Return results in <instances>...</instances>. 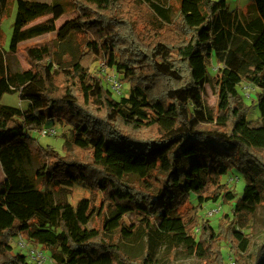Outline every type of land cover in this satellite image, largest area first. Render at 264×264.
Segmentation results:
<instances>
[{"label":"trees","instance_id":"1","mask_svg":"<svg viewBox=\"0 0 264 264\" xmlns=\"http://www.w3.org/2000/svg\"><path fill=\"white\" fill-rule=\"evenodd\" d=\"M8 3L0 0V27ZM72 5L80 17L71 34L81 32L82 42L58 60L56 21L64 4L17 0L9 51L27 45L31 67L13 72L0 62V264H32L11 245L18 235L50 250L56 264H154L157 236L172 244L173 235L194 230L198 237L186 249L199 264H225L224 244L246 255L247 263L236 264H263L264 241L252 252L253 238L236 228L235 215H252L264 204V0H252L246 10H230L227 0ZM213 57L220 64L214 77ZM104 59L113 60L134 98H115L91 71ZM240 80L261 88L253 100L260 126L248 118ZM207 83L218 94L213 113L204 103ZM10 93L28 107L4 104ZM55 120L71 130L62 150L29 133ZM234 170L246 180L240 196L223 180ZM75 181L100 192L114 212L137 218L143 254L123 250L104 225L83 222L66 197L56 199L47 188ZM211 201L233 206L217 226L200 215ZM159 218L180 225L161 231Z\"/></svg>","mask_w":264,"mask_h":264},{"label":"rangeland","instance_id":"2","mask_svg":"<svg viewBox=\"0 0 264 264\" xmlns=\"http://www.w3.org/2000/svg\"><path fill=\"white\" fill-rule=\"evenodd\" d=\"M43 2H48L51 5L55 2H61L66 8V12L56 21V37L58 39L57 49L55 52L56 59H66L71 54L75 52V44L82 42L81 32L76 31L74 34H71L73 31L79 29L78 20L79 12L73 7V0H38ZM230 10H246L250 5L252 0H227ZM143 12L146 10V5H141ZM17 11V0H9L7 11L3 15L2 24L0 27V62H2L9 70L15 72H21L27 70L31 67V63L25 55L23 49L27 45L23 46L18 52L9 51V42L13 32V22L16 16ZM50 13L42 14L29 21L26 27L31 26L35 23L47 19ZM32 44V43H30ZM209 71L212 77L217 76V69L220 66L216 57H213L209 61ZM91 71L94 73H100L104 79V84L106 87L110 88L115 98L120 99L123 96L134 98L135 95L132 92L130 85L124 82L123 75L119 73L116 69V66L113 60H98L95 61L91 66ZM117 80L115 85L113 81ZM118 82H121L123 87L118 91H115V87L118 85ZM84 90L89 88V85H83ZM238 90L243 95L244 101L247 105H251L250 113L248 115L249 120L255 126H260L263 123L261 118L260 110L258 105L253 102L256 97V93L261 90L259 86L252 85L247 83L244 80L238 82ZM204 103L206 105L207 111L210 113L214 112V109L217 105L218 94L215 92L212 83H207L203 92ZM2 102L4 104L17 106L22 109H26L30 102L23 101L20 99L18 93L5 94L3 96ZM253 104V105H252ZM206 125V123H202ZM51 129H54L56 132L51 133ZM29 133L36 137L41 144L51 145L58 150H62L66 139L71 137L70 127L66 124H63L57 120L50 121L44 126L43 130L32 127L29 129ZM32 168H35V165H31ZM128 168V166H127ZM137 170L131 172L135 173ZM235 170L227 174L223 180L228 182L230 177L234 176ZM4 177L2 167L0 166V180ZM131 178H139L136 175L130 176ZM240 180L234 183H229V186L234 188L237 191V194L240 196L243 193L245 186V177L242 173H239ZM50 191H53L54 197L57 199L59 197H66L70 203L73 204L79 218L93 226L104 225L105 231L113 235L114 240H118L121 244L123 250L126 252L132 253L134 255H141L144 252V242L141 235H135V229L137 226V218L129 213H116L110 209L106 201L100 196V192H94L93 189L85 185L82 181H75L72 185L68 186H52L48 185L47 187ZM70 191V192H69ZM195 202V201H194ZM218 205L222 206V211L216 213L214 216H208L207 213L210 209L216 208ZM233 206L228 204H218L216 202L205 203L203 208L200 211V215L209 219L210 222L217 226L222 214L229 213L231 214V209ZM238 230L243 231L245 234L252 236L253 241L250 246V250L255 251L258 243L264 241V204L259 205L254 214L248 215L245 211H238L235 215ZM158 228L161 231H165L170 228H174L180 225V220L175 218H159L157 220ZM198 230H194L191 233H178L173 235L172 244L168 242L165 238L157 236L152 243V256L154 264H199L201 259L196 256L190 255L186 249L194 239L198 237ZM23 236V235H22ZM20 235L14 237L11 241V245L14 247L15 252H21L27 254L28 248H21L18 246V242L23 239L27 242L29 247H34L37 250L41 251L47 257L46 264H56L52 258V253L50 250H47L43 246L26 239L24 236ZM25 242V243H26ZM225 256V264H229L231 261L236 259L244 260L247 263L246 255L242 252H234L230 250L229 244H224L223 248ZM238 264V263H237ZM264 264V262H263Z\"/></svg>","mask_w":264,"mask_h":264},{"label":"built area","instance_id":"3","mask_svg":"<svg viewBox=\"0 0 264 264\" xmlns=\"http://www.w3.org/2000/svg\"><path fill=\"white\" fill-rule=\"evenodd\" d=\"M117 80H114L113 81V85H115ZM121 87H123L122 83L121 82H118V85L115 87V91H118L119 89H121ZM52 134H54L56 131L54 129H51L50 130ZM240 178L239 176H232L230 177L229 179V183H234L236 181H239ZM222 211V206L221 205H218L216 208H213V209H210L209 212L207 213L208 216H214L216 213H219ZM22 236V235H20ZM23 237V236H22ZM26 241L21 238V240L18 242V246L21 247V248H28V251H27V255H28V258H29V261L32 263V264H46L47 263V257L39 250H37L36 248L34 247H29L27 245V242L25 243ZM229 264H236L235 261H231Z\"/></svg>","mask_w":264,"mask_h":264}]
</instances>
